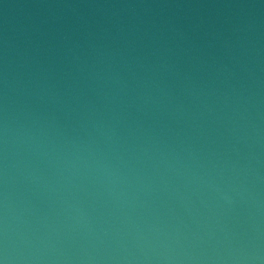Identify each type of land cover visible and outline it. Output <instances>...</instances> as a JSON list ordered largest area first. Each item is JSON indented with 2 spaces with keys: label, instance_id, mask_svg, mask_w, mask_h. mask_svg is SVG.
<instances>
[{
  "label": "water",
  "instance_id": "water-1",
  "mask_svg": "<svg viewBox=\"0 0 264 264\" xmlns=\"http://www.w3.org/2000/svg\"><path fill=\"white\" fill-rule=\"evenodd\" d=\"M0 264H264V0H0Z\"/></svg>",
  "mask_w": 264,
  "mask_h": 264
}]
</instances>
